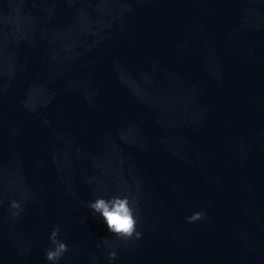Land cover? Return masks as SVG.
Returning a JSON list of instances; mask_svg holds the SVG:
<instances>
[{"label":"water","instance_id":"95a60500","mask_svg":"<svg viewBox=\"0 0 264 264\" xmlns=\"http://www.w3.org/2000/svg\"><path fill=\"white\" fill-rule=\"evenodd\" d=\"M213 126L209 264H264V0H200Z\"/></svg>","mask_w":264,"mask_h":264},{"label":"clouds","instance_id":"9594fccd","mask_svg":"<svg viewBox=\"0 0 264 264\" xmlns=\"http://www.w3.org/2000/svg\"><path fill=\"white\" fill-rule=\"evenodd\" d=\"M14 209H19L20 204L17 201H12L11 205ZM88 207L93 210L94 213L102 215L103 219L107 223L109 231L116 236L128 240V239H140L141 232L137 231V217L134 215L135 208L130 203L129 197L125 196H112L108 199L104 197H97L93 201L89 202ZM14 215L16 213H13ZM203 218V213L200 211L193 212L187 217L188 222H195ZM60 228L55 226L49 236V239L54 245L46 250L45 256L48 261L55 264L57 260L68 250V246L58 239ZM117 253L115 251L108 252L109 260L115 259Z\"/></svg>","mask_w":264,"mask_h":264}]
</instances>
